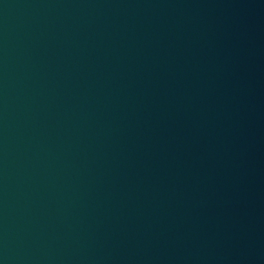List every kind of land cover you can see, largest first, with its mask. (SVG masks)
<instances>
[{
    "label": "water",
    "instance_id": "water-1",
    "mask_svg": "<svg viewBox=\"0 0 264 264\" xmlns=\"http://www.w3.org/2000/svg\"><path fill=\"white\" fill-rule=\"evenodd\" d=\"M0 264H264V0H0Z\"/></svg>",
    "mask_w": 264,
    "mask_h": 264
}]
</instances>
